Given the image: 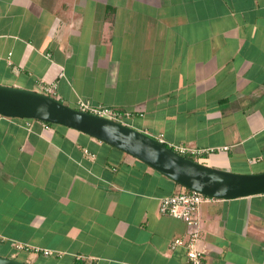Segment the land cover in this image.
<instances>
[{
	"label": "crops",
	"instance_id": "0c3cea01",
	"mask_svg": "<svg viewBox=\"0 0 264 264\" xmlns=\"http://www.w3.org/2000/svg\"><path fill=\"white\" fill-rule=\"evenodd\" d=\"M0 84L84 98L197 161L264 171V0H0ZM0 115V240L32 263L187 264L183 186L61 124ZM202 264H264V193L198 209ZM40 254V255H41ZM51 256V255H50ZM32 260V261H31ZM45 264V263H44Z\"/></svg>",
	"mask_w": 264,
	"mask_h": 264
},
{
	"label": "water",
	"instance_id": "95a60500",
	"mask_svg": "<svg viewBox=\"0 0 264 264\" xmlns=\"http://www.w3.org/2000/svg\"><path fill=\"white\" fill-rule=\"evenodd\" d=\"M0 115L75 128L210 197L233 199L264 193V171L243 173L208 166L133 126L73 107L42 91L0 84ZM0 264L32 263L0 254Z\"/></svg>",
	"mask_w": 264,
	"mask_h": 264
},
{
	"label": "built area",
	"instance_id": "2783aa9c",
	"mask_svg": "<svg viewBox=\"0 0 264 264\" xmlns=\"http://www.w3.org/2000/svg\"><path fill=\"white\" fill-rule=\"evenodd\" d=\"M43 92L55 96V84H46L43 86ZM92 113L99 114L120 122H123L124 115L128 114L118 107L107 105H95L87 99L79 98L77 107ZM124 123V122H123ZM45 127H50L45 123ZM163 141L162 138H157ZM164 142V141H163ZM177 152L183 155L197 156L199 149L189 148L183 144L170 145ZM213 197L204 195L195 190L183 187L182 190L174 194L162 196L159 199V209L163 214H169L186 221L189 231L186 238L176 237L171 247L175 248L180 245H185L188 248V261L187 264H202L204 250L200 247V222L198 217V209L202 202L212 199ZM40 251L46 256L55 254L54 250L42 248ZM90 264H102L99 261L91 262Z\"/></svg>",
	"mask_w": 264,
	"mask_h": 264
},
{
	"label": "rangeland",
	"instance_id": "374dc122",
	"mask_svg": "<svg viewBox=\"0 0 264 264\" xmlns=\"http://www.w3.org/2000/svg\"><path fill=\"white\" fill-rule=\"evenodd\" d=\"M75 107V106H74ZM194 159L197 160L198 158L196 156H194ZM7 242H4L3 240H0V254L4 255V256H11L10 251L7 250ZM25 247L23 246L22 248H20L19 250H17L19 252L18 256L15 259L18 260H25V257L23 256V252H24ZM38 256L36 259H34V261H32V264H54L52 263V260H56L57 256L55 255H51L49 257H43V255L40 252H37ZM41 254V255H40ZM59 264H63V263H59Z\"/></svg>",
	"mask_w": 264,
	"mask_h": 264
},
{
	"label": "trees",
	"instance_id": "16d2710c",
	"mask_svg": "<svg viewBox=\"0 0 264 264\" xmlns=\"http://www.w3.org/2000/svg\"><path fill=\"white\" fill-rule=\"evenodd\" d=\"M46 123L49 124V125H52V124H53V123H49V122H46ZM186 156H188V157L194 159V156H190V155H186ZM194 160H195V159H194Z\"/></svg>",
	"mask_w": 264,
	"mask_h": 264
}]
</instances>
